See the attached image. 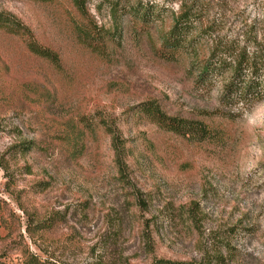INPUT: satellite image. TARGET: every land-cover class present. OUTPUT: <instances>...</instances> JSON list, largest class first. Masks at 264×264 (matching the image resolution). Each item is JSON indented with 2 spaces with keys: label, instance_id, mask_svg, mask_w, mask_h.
Returning <instances> with one entry per match:
<instances>
[{
  "label": "rangeland",
  "instance_id": "374dc122",
  "mask_svg": "<svg viewBox=\"0 0 264 264\" xmlns=\"http://www.w3.org/2000/svg\"><path fill=\"white\" fill-rule=\"evenodd\" d=\"M180 1L84 0L98 32L87 40L70 0H0L60 61L0 29V262L264 264V123H249L264 119V99L222 112L232 119L203 114L221 108L219 84H197L184 62L155 53ZM184 1L228 41L249 27L264 34V0ZM152 98L169 115L204 120L213 139L139 116ZM106 127L124 140L122 178Z\"/></svg>",
  "mask_w": 264,
  "mask_h": 264
},
{
  "label": "trees",
  "instance_id": "16d2710c",
  "mask_svg": "<svg viewBox=\"0 0 264 264\" xmlns=\"http://www.w3.org/2000/svg\"><path fill=\"white\" fill-rule=\"evenodd\" d=\"M40 2L48 0H37ZM81 17L88 20L87 25L77 27L81 38L97 39L98 32L91 30L92 20L87 13L84 0H70ZM194 2L180 1L178 10L172 13L171 25L167 31L158 37L159 48L155 49L157 56L168 62H184L187 74L197 84L212 86L219 84L218 104L220 109L203 113L208 117H225V110L240 105L247 106L264 99V34L259 38L258 32L249 27L245 29L244 37L240 40H226L213 32V27L205 25L202 16ZM145 18V15H143ZM93 28V27H92ZM0 29L17 35L24 41L27 50L54 66H59L57 53L48 47L41 46L32 36L30 30L20 23L14 16L0 12ZM88 42V41H87ZM208 44V46H206ZM138 115L156 124L166 132L183 137L188 136L192 141L204 142L212 140L214 128H210L204 120L186 119L167 114L156 99H147L138 107ZM110 136V145L114 151V162L122 178L125 176L124 162L126 147L119 131L106 127ZM76 156L80 155L81 148ZM13 148L20 152L29 150L24 143ZM79 148V147H77ZM76 148V149H77ZM0 165L2 166L1 158ZM53 220H47L45 227L50 228ZM215 258H219L215 257ZM0 264H5L0 262ZM25 264H53L48 260H41L36 255H30ZM152 264H210L205 262H180L166 259L155 260Z\"/></svg>",
  "mask_w": 264,
  "mask_h": 264
},
{
  "label": "clouds",
  "instance_id": "9594fccd",
  "mask_svg": "<svg viewBox=\"0 0 264 264\" xmlns=\"http://www.w3.org/2000/svg\"><path fill=\"white\" fill-rule=\"evenodd\" d=\"M264 112V102H261L260 107L257 109V113ZM250 124L264 123V119L261 118L259 114H254L249 118Z\"/></svg>",
  "mask_w": 264,
  "mask_h": 264
}]
</instances>
